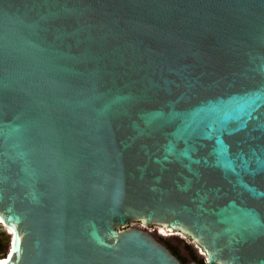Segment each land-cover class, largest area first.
Segmentation results:
<instances>
[{
    "label": "water",
    "instance_id": "1",
    "mask_svg": "<svg viewBox=\"0 0 264 264\" xmlns=\"http://www.w3.org/2000/svg\"><path fill=\"white\" fill-rule=\"evenodd\" d=\"M0 221V264H264V0H0Z\"/></svg>",
    "mask_w": 264,
    "mask_h": 264
},
{
    "label": "rangeland",
    "instance_id": "2",
    "mask_svg": "<svg viewBox=\"0 0 264 264\" xmlns=\"http://www.w3.org/2000/svg\"><path fill=\"white\" fill-rule=\"evenodd\" d=\"M127 227H136V228H140L143 230L148 231L150 234L154 235L155 237H160V232L157 231L155 229V227L153 228H146L143 225H141L140 223H132L130 225H128ZM181 236H172L171 238H165L164 240L171 245L172 247H174L178 252L181 253L182 256L186 257L187 252L185 251V248L188 249V245L193 244L195 246V244L193 242H190L189 240L182 238ZM0 241L2 242V252H1V257H5L8 254V250L10 247V235L7 233L6 229L1 225L0 223ZM203 262H205V259L203 257H201Z\"/></svg>",
    "mask_w": 264,
    "mask_h": 264
},
{
    "label": "flooded vegetation",
    "instance_id": "3",
    "mask_svg": "<svg viewBox=\"0 0 264 264\" xmlns=\"http://www.w3.org/2000/svg\"><path fill=\"white\" fill-rule=\"evenodd\" d=\"M153 228V227H152ZM155 229L157 231L160 232V237H154L160 241L161 243H163L164 245H166L171 251L172 253L182 262V264H192V263H195V264H206L205 262H203L202 258L204 257V253L202 254L199 250V248L193 244L191 245H188V249L185 248V251L187 252L186 254V257L182 256L180 252H178L174 247H172L171 245H169L164 239L165 238H168V237H172V236H179L177 234H167L165 233L161 228L159 227H155ZM183 238V237H182ZM180 238V239H182Z\"/></svg>",
    "mask_w": 264,
    "mask_h": 264
},
{
    "label": "bare ground",
    "instance_id": "4",
    "mask_svg": "<svg viewBox=\"0 0 264 264\" xmlns=\"http://www.w3.org/2000/svg\"><path fill=\"white\" fill-rule=\"evenodd\" d=\"M0 223H1V225H2V222L0 221ZM141 224V223H140ZM141 225H143L144 227H146V228H152V227H159V228H161L165 233H167V234H178L179 232H174V233H171V232H166L162 227H160V226H157V225H153V226H146V225H144V224H141ZM179 234H181V233H179ZM182 236H184L183 234H181ZM185 237V236H184ZM185 239H187L188 240V238L187 237H185ZM189 241H191V242H193V240H189ZM194 243V242H193ZM195 244V243H194ZM197 246V245H196ZM198 248H199V250H200V252L203 254L204 253V251L203 250H201V248L199 247V246H197ZM204 255V257H205V263H206V261H207V257H206V254L204 253L203 254Z\"/></svg>",
    "mask_w": 264,
    "mask_h": 264
},
{
    "label": "trees",
    "instance_id": "5",
    "mask_svg": "<svg viewBox=\"0 0 264 264\" xmlns=\"http://www.w3.org/2000/svg\"><path fill=\"white\" fill-rule=\"evenodd\" d=\"M177 235H179V236L185 238L184 236H182V235L179 234V233H178ZM190 242H191V241H190ZM1 252H2V242L0 241V257H1Z\"/></svg>",
    "mask_w": 264,
    "mask_h": 264
}]
</instances>
